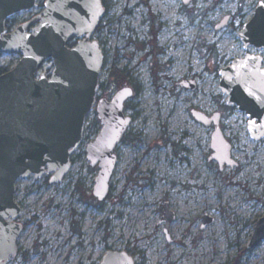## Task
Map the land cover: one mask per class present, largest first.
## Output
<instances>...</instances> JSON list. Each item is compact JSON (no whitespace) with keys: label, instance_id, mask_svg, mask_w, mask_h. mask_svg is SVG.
I'll use <instances>...</instances> for the list:
<instances>
[{"label":"rangeland","instance_id":"374dc122","mask_svg":"<svg viewBox=\"0 0 264 264\" xmlns=\"http://www.w3.org/2000/svg\"><path fill=\"white\" fill-rule=\"evenodd\" d=\"M257 1L105 0L92 37L103 53L97 96L108 99L120 87L133 89L123 105L132 120L114 148L117 162L109 194L98 201L92 193L98 171L87 161L85 147L101 129L93 109L60 182L51 184L48 176L15 182L24 230L17 238L18 254L7 264H99L107 250L127 251L134 264H171L173 252L179 253V262L264 264V238L246 248L255 222L264 216V136L251 138L245 112L230 105L218 87L219 70L235 57L259 54L264 67V50H245L237 36ZM33 11L22 12L14 23ZM227 15V24L217 29ZM13 58L0 55V67L9 68ZM43 66L51 67V62ZM183 79H194V90L182 88ZM191 109L209 116L221 113L219 126L231 144L234 166L220 168L209 158L213 124L194 120ZM146 131L154 133L152 140ZM149 159L152 167L160 161L167 169L178 162L186 167L194 160L197 165L183 183L179 173L160 177L158 170L146 168ZM201 170L212 180L211 197L202 203L189 197L185 208L173 206L169 198L177 189L208 190ZM200 179L204 182L197 191L190 182ZM157 186L165 192H156ZM166 211L174 214L167 233ZM204 217L212 221L203 225ZM146 232L147 238L133 241Z\"/></svg>","mask_w":264,"mask_h":264},{"label":"water","instance_id":"95a60500","mask_svg":"<svg viewBox=\"0 0 264 264\" xmlns=\"http://www.w3.org/2000/svg\"><path fill=\"white\" fill-rule=\"evenodd\" d=\"M36 0H0V53L20 56L17 63L0 73V264L18 254V237L24 230L20 222L22 207L15 201L18 179L45 176L57 184L72 166L71 157L82 142L83 126L95 109L101 129L85 147L87 161L97 167L92 193L98 201L106 199L116 165L114 148L131 123L124 114V103L132 96L131 86L120 87L111 98L97 96L103 53L92 37L104 15L102 0H46L40 14L6 32L8 16L29 11ZM188 4L191 0H181ZM253 16L238 33L246 50H264V0H258ZM228 15L216 24H227ZM37 21V25L30 26ZM78 40L73 47L69 42ZM45 60L54 66L49 77H35ZM263 57L246 53L221 68L218 87L226 101L244 111L247 132L254 140L264 136ZM182 88L194 90V79L180 81ZM194 120L211 126V150L208 155L220 168L234 166L229 144L221 133V113L211 116L191 109ZM174 218L166 211L165 232ZM211 217L203 218V225ZM246 247L254 248L264 238V216L254 225ZM99 264H134L126 251L107 250Z\"/></svg>","mask_w":264,"mask_h":264},{"label":"bare ground","instance_id":"6f19581e","mask_svg":"<svg viewBox=\"0 0 264 264\" xmlns=\"http://www.w3.org/2000/svg\"><path fill=\"white\" fill-rule=\"evenodd\" d=\"M156 4V3H155ZM157 4H159L160 6L162 5L161 4V2L160 1H157ZM181 121V120H180ZM181 129V131H183V130H185L184 128L182 129V128H180ZM171 130H174V127H172V129ZM146 133L148 134V138L150 139V140H152L153 139V135H154V133L153 132H149V131H146ZM187 142V140L186 141H184V142H182L183 144H185ZM195 156H196V154H195ZM192 158V157H191ZM193 159V158H192ZM193 162L194 163H191V164H189V165H186V167L185 166H182L179 162L178 163H176L175 165H172L171 167H169L170 169H167V168H165L163 165H162V163L159 161V162H157L156 163V165H154V167H152V159H149V161H148V163H147V165H146V168H149V169H156V170H158V174H159V176L161 177V176H163V175H165V173H167L168 175H171V174H176V173H179V177L178 178H181L182 180H183V183H185L186 181V178H185V175L187 174V172H190V171H192L193 170V166H195V165H197V163L193 160ZM194 164V165H193ZM201 174H202V177H203V180L204 181H208L207 183H206V186L205 187H207L208 188V190L205 192V191H203V192H205V193H201L202 191H200L199 189V187H200V185H202V183L204 182H202L201 181V179L200 180H198V182H190V185L192 186V187H195L196 188V190L198 191L199 190V192L196 194V192L194 191V192H189L188 190L187 191H180L179 189H177L176 191H175V196L174 195H172L170 198H169V200H170V203L174 206V204H176V205H178L179 207H181V206H184L183 204L186 202V201H188V198L190 197V199H191V197L192 198H196L197 200H198V203L199 202H201L202 203V201L204 200L203 198H210L211 197V191H210V189H209V187L211 188V179H210V177H208V174L207 173H204L202 170H201V172H200ZM193 180V179H192ZM185 181V182H184ZM188 183V182H187ZM156 192H158V193H160V192H165V190L163 189V187H161V186H157L156 187ZM192 204V200L190 201L189 200V202H188V204H186V206H187V208H188V206L189 205H191ZM183 208H185V206L183 207ZM245 209V208H244ZM146 212V211H145ZM245 214V216L246 215H248V213L246 212V213H244ZM142 224V223H141ZM181 227H184V225H182ZM194 230V229H193ZM194 233H196V231L194 230ZM148 233L146 232V233H144V235L143 236H141V235H138L137 236V238L135 239H133V241H140L142 238H147L148 237ZM195 235H197V233L195 234ZM138 239V240H137ZM140 239V240H139ZM176 242L178 243L179 242V240H180V237H176ZM79 241H77V242H75V243H78ZM206 246V245H205ZM208 246V245H207ZM178 251V250H177ZM222 253V252H221ZM173 254V258L172 259H170V261H171V264H201L200 263V261L198 260L197 261V259H196V261H193V263L192 262H187L186 261V259H184L183 261H178V258H179V253H177V252H173L172 253ZM181 255V254H180ZM196 255V254H195ZM156 258V260L158 261L159 259H158V257H155ZM153 259H154V257H153ZM155 260V259H154ZM190 260H195V258L192 256V258L190 259ZM215 260V259H214ZM156 261V262H157ZM186 261V262H185ZM204 263H206V264H216V262L215 261H212V262H210V263H208V261L206 260Z\"/></svg>","mask_w":264,"mask_h":264},{"label":"flooded vegetation","instance_id":"af4514ba","mask_svg":"<svg viewBox=\"0 0 264 264\" xmlns=\"http://www.w3.org/2000/svg\"><path fill=\"white\" fill-rule=\"evenodd\" d=\"M36 3H35V5H34V7L31 9V10H34L33 12H32V15H30L29 16V18L27 19V20H25V21H29V19H31L33 16H35V15H37V14H40L39 12V9H44L45 8V3H46V0H36L35 1ZM102 2H103V5L105 4V0H102ZM104 9H106L105 7H104ZM38 10V11H37ZM14 18H12V20H13ZM74 40H77V38H73ZM23 224V223H22ZM23 227H24V224H23ZM247 248V247H246Z\"/></svg>","mask_w":264,"mask_h":264},{"label":"trees","instance_id":"16d2710c","mask_svg":"<svg viewBox=\"0 0 264 264\" xmlns=\"http://www.w3.org/2000/svg\"><path fill=\"white\" fill-rule=\"evenodd\" d=\"M73 44H74V42H73ZM6 70H7V68L0 67V73L5 72ZM113 70H115V69H113ZM113 70H112V73L111 74L116 79L118 77V73H115L116 71H113Z\"/></svg>","mask_w":264,"mask_h":264},{"label":"built area","instance_id":"2783aa9c","mask_svg":"<svg viewBox=\"0 0 264 264\" xmlns=\"http://www.w3.org/2000/svg\"><path fill=\"white\" fill-rule=\"evenodd\" d=\"M10 27V29H14L15 27H16V25H10L9 26ZM43 71L46 73V74H49L50 73V71H51V67H43Z\"/></svg>","mask_w":264,"mask_h":264}]
</instances>
